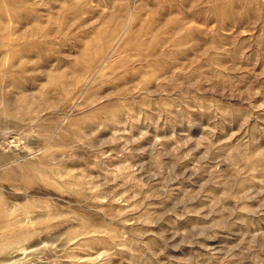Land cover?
<instances>
[{
	"label": "rangeland",
	"instance_id": "374dc122",
	"mask_svg": "<svg viewBox=\"0 0 264 264\" xmlns=\"http://www.w3.org/2000/svg\"><path fill=\"white\" fill-rule=\"evenodd\" d=\"M0 264H264V0H0Z\"/></svg>",
	"mask_w": 264,
	"mask_h": 264
},
{
	"label": "bare ground",
	"instance_id": "6f19581e",
	"mask_svg": "<svg viewBox=\"0 0 264 264\" xmlns=\"http://www.w3.org/2000/svg\"><path fill=\"white\" fill-rule=\"evenodd\" d=\"M134 3V2H133ZM120 5V4H119ZM132 9V8H131ZM131 14V13H130ZM131 16V15H130ZM119 18V17H118ZM130 18V17H129ZM167 18V17H166ZM165 21V20H164ZM43 26V25H42ZM126 28H127V26H125ZM159 27V26H158ZM125 28V29H126ZM139 29H140V27H138ZM136 29V28H135ZM170 41V40H169ZM149 44V43H148ZM145 47V46H144ZM148 47V46H147ZM150 57V56H149ZM141 62V61H140ZM120 69V68H119ZM79 77V76H78ZM119 89H121V87L119 88ZM122 90V89H121Z\"/></svg>",
	"mask_w": 264,
	"mask_h": 264
}]
</instances>
